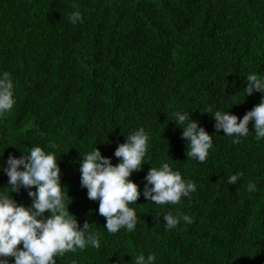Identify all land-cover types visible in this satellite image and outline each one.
<instances>
[{
	"label": "trees",
	"instance_id": "16d2710c",
	"mask_svg": "<svg viewBox=\"0 0 264 264\" xmlns=\"http://www.w3.org/2000/svg\"><path fill=\"white\" fill-rule=\"evenodd\" d=\"M77 10L83 19L73 25ZM4 71L16 104L0 117V165L35 146L54 151L69 213L100 233L99 249L65 253L56 264H134L139 254L154 255L155 264H264V140L250 122L249 135L233 144L206 113L242 118L264 98L243 91L247 75L264 74V0H0ZM176 111L214 135L205 162L187 157ZM140 127L150 135L147 163L130 179L141 192L150 167L162 163L197 191L176 205L141 195L129 205L135 231L109 234L99 202L81 187V155L97 146L116 165V148ZM236 173L243 175L228 184ZM7 187L0 172V189ZM10 196L31 206L24 189ZM169 212L194 222L166 231Z\"/></svg>",
	"mask_w": 264,
	"mask_h": 264
},
{
	"label": "clouds",
	"instance_id": "9594fccd",
	"mask_svg": "<svg viewBox=\"0 0 264 264\" xmlns=\"http://www.w3.org/2000/svg\"><path fill=\"white\" fill-rule=\"evenodd\" d=\"M79 10L70 15V22L75 25L82 22ZM246 96L254 92L264 96V74L251 73L246 77ZM15 87L9 72H0V117L10 113L16 104ZM216 132L223 131L232 138L233 144H239L242 137L249 135V124L252 122L255 139L264 140V98L242 118L230 114L229 111L211 108ZM175 124L182 129L181 138L187 141L188 158L200 163L205 162L213 149V136L199 122L192 119L189 111L173 113ZM150 135L140 127L126 136V142L120 144L114 156L119 163L112 164L111 158L102 156L97 146L81 155L79 172L81 187L87 190L92 201H98V212L106 218L105 228L109 234L119 233L122 229L131 233L136 229L138 216L135 208L141 195L154 205H176L182 198L190 197L197 191L196 184L185 179L178 170H173L168 163L158 168L150 167L144 177L145 183L141 192L139 185L130 177L139 172L146 162ZM49 148L57 145L50 143ZM0 155V157H2ZM0 172L8 177V191L0 189V264H56L55 257L65 253H76L91 247L99 249L100 233L93 231L85 221L80 226L76 218L69 213L67 190L62 187L60 168L54 151H46L40 146L32 147L27 154L20 157L9 155ZM242 173L227 178V183L235 185ZM27 191L31 206L18 204L11 192ZM32 189H35L34 191ZM257 184L249 182L247 191L255 193ZM165 230L176 229L183 220L186 224L194 221L189 215H173L171 212L163 216ZM22 247H19L21 246ZM155 256L145 257L139 254L134 264H155Z\"/></svg>",
	"mask_w": 264,
	"mask_h": 264
}]
</instances>
